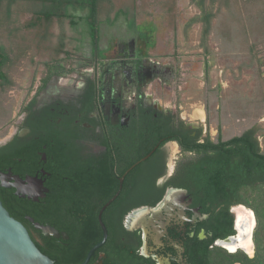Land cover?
<instances>
[{"label":"flooded vegetation","instance_id":"1","mask_svg":"<svg viewBox=\"0 0 264 264\" xmlns=\"http://www.w3.org/2000/svg\"><path fill=\"white\" fill-rule=\"evenodd\" d=\"M154 17L157 22L139 19L147 34L140 47L133 34L121 40L112 32L101 55L74 59L78 68L63 61L46 67L38 83L33 79L14 126L0 135V199L50 258L69 248L68 231L100 225L101 210L115 197L102 220L113 221L127 264H190L188 247L219 232L214 214L222 206L205 204L195 185L170 184L177 172L185 176L187 159L199 162L204 149L196 145L218 143L219 133L209 132L206 116L188 119L183 107L166 108L151 92L169 87L176 72L160 61L168 27L163 13ZM170 144L178 146V158ZM239 207L245 206L230 207L234 234L227 238L239 236ZM40 227L69 239L47 237ZM98 259L92 264L108 257L100 252Z\"/></svg>","mask_w":264,"mask_h":264},{"label":"trees","instance_id":"2","mask_svg":"<svg viewBox=\"0 0 264 264\" xmlns=\"http://www.w3.org/2000/svg\"><path fill=\"white\" fill-rule=\"evenodd\" d=\"M190 1L198 6L201 15L193 18L189 26L202 23L205 38L213 30H217L228 39L227 42L230 38L229 44L233 38L241 35V43L245 49L254 53L252 59L257 63L258 73L264 75L256 51L264 44V16L260 20L256 18L262 13L259 9L264 5V0ZM154 4L163 8L161 11L164 10L169 29L178 32V0H0V98L3 95L6 97L7 92L16 86L12 69L19 63L17 61L23 62L27 56L31 57V64H35L37 59L39 65L44 64L46 67L54 66L53 62L59 61H63L65 66L72 63L78 48L74 49V45L70 43L75 39L68 31L69 28H81L85 22L91 53L96 57L101 52V27L104 23L117 18L123 8L130 7L139 16L142 12L150 11ZM71 9L82 10L85 14L74 15ZM135 16L136 14L133 18ZM251 32L258 35H252ZM251 35L254 40H250ZM176 45L179 46L177 43ZM207 50L210 51L208 48ZM6 113V107H0V120ZM252 115L253 113H248L247 117ZM207 119L209 123V115ZM173 129L178 130L176 126ZM219 131L218 143L208 139L206 144L196 145L198 149H204L201 150L199 162L195 156L187 159L185 176L180 175L179 171L170 182L175 187L186 189L195 185L205 195V204L210 202L212 205L222 206L220 212L214 214L218 224L215 231L219 232H215L213 239L196 241L194 246L188 247V259L190 264H264V152L255 128L226 140L223 139L221 128ZM6 133L7 131L0 132L2 136ZM170 140H179L181 147L185 148L177 137L173 136ZM196 147L189 149L194 150ZM226 188L230 190L227 194ZM222 191L223 200L219 199ZM152 204L155 205V202ZM236 205L253 210L256 216L253 258L243 251L230 253L213 243L214 240L225 239L234 234V218L230 207ZM104 222L109 237L106 244L96 251L90 264L99 260L100 252H105L108 257L105 264H127V256L117 247V231L113 221L108 218ZM68 233L69 248L61 255L51 256L55 264H82L90 250L103 239V231L97 221L91 231Z\"/></svg>","mask_w":264,"mask_h":264},{"label":"rangeland","instance_id":"3","mask_svg":"<svg viewBox=\"0 0 264 264\" xmlns=\"http://www.w3.org/2000/svg\"><path fill=\"white\" fill-rule=\"evenodd\" d=\"M178 4L180 8L178 32L169 29L167 18L164 17L168 30L163 37L164 45L160 60L164 64L172 66L176 72L169 87H160L154 84L155 87L151 92L165 107L176 109V112L183 107L181 110L183 116L193 121L200 120L194 118V113L197 109L202 108L206 118L209 115V132L213 136H217L218 133L220 134L219 128H221L224 140L242 134L250 128H255L257 139L264 152V75L258 73L257 63L252 59L254 53L249 52L248 48L245 49L241 43V39H243L241 35L233 38L230 44L228 43L230 38L227 42L228 39L226 40L217 30H213L205 38L202 23L189 26L193 18L201 15L198 6L191 3L190 0H178ZM160 7V5L154 4L150 11L142 12L139 16L130 7L123 8L117 18L102 25L101 51L107 42L112 40V32L121 40L128 37V34H133L134 37H137L140 47L147 34L144 31L146 28L143 27V23L139 19H143V17L146 19L150 16L156 21L155 14L163 13L165 16L164 10L161 11L163 8L160 9ZM260 7L259 10L262 13L256 16L257 20L264 16V5ZM70 11L74 15L85 14L82 10L71 9ZM135 14L136 16L133 18ZM82 24L81 28H72L71 30L69 28L68 30L71 32L72 38L75 39L70 43L74 45V49L78 48L72 63L70 62L72 68L80 66L74 62L75 58L89 60L92 58L86 24L85 22ZM159 25L155 23L152 28L158 30L157 26ZM251 34L258 35L252 32ZM252 35L250 40H254ZM176 43L179 44L178 47ZM256 51L260 59L259 63L264 70V44L260 45ZM30 59L31 57L27 56L23 62L17 61L19 63L12 69L16 86L7 92L6 97L3 95L0 98V107L7 109V113L0 120V132H8L14 126L16 116L20 115L21 104L30 92L29 88L33 79L36 78L38 83L40 77L45 73L46 65H39L37 59H35V64H31ZM247 112L253 113V115L247 117ZM170 155H175L176 158L179 156V154H173L172 151H170ZM247 255L253 258L255 248L252 255Z\"/></svg>","mask_w":264,"mask_h":264},{"label":"water","instance_id":"4","mask_svg":"<svg viewBox=\"0 0 264 264\" xmlns=\"http://www.w3.org/2000/svg\"><path fill=\"white\" fill-rule=\"evenodd\" d=\"M146 160L143 159L142 161ZM116 198V197H115ZM113 198L101 210L99 222L103 231V239L96 244L88 253L82 264H89L96 251L102 248L108 240V230L102 220L104 211L115 200ZM47 237L69 239L66 234L60 233L53 227H40ZM253 237V236H252ZM238 238L230 237L218 241L215 246L225 248L226 244L234 243ZM253 245L254 241L252 240ZM255 248V245H254ZM230 252V251H229ZM233 253V252H230ZM236 253V252H234ZM0 264H54L53 260L42 253L33 240L25 226L17 221L10 212L5 208L0 199Z\"/></svg>","mask_w":264,"mask_h":264},{"label":"bare ground","instance_id":"5","mask_svg":"<svg viewBox=\"0 0 264 264\" xmlns=\"http://www.w3.org/2000/svg\"><path fill=\"white\" fill-rule=\"evenodd\" d=\"M194 118L202 119L205 118V112L202 108H199L194 113ZM170 151L173 154H177L178 146L176 144H170ZM173 165L171 164V169ZM237 213V229L239 231L238 241L226 244L225 248L230 252H238L243 250L246 254L252 255L254 252V245L252 242V236L256 228L255 216L251 209L247 207L236 208Z\"/></svg>","mask_w":264,"mask_h":264},{"label":"crops","instance_id":"6","mask_svg":"<svg viewBox=\"0 0 264 264\" xmlns=\"http://www.w3.org/2000/svg\"><path fill=\"white\" fill-rule=\"evenodd\" d=\"M108 43H109V42H107V45H109ZM106 48H107V47L105 46V47L103 48V51H105V50H106Z\"/></svg>","mask_w":264,"mask_h":264}]
</instances>
